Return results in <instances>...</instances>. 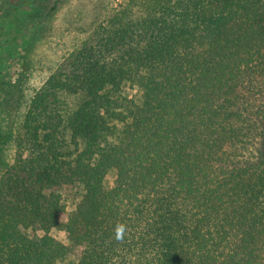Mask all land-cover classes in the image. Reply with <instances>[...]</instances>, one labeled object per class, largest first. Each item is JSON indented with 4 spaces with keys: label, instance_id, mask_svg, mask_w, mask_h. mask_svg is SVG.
<instances>
[{
    "label": "trees",
    "instance_id": "1",
    "mask_svg": "<svg viewBox=\"0 0 264 264\" xmlns=\"http://www.w3.org/2000/svg\"><path fill=\"white\" fill-rule=\"evenodd\" d=\"M20 9L0 10V264H264V0H126L36 90L3 74L45 15Z\"/></svg>",
    "mask_w": 264,
    "mask_h": 264
},
{
    "label": "rangeland",
    "instance_id": "2",
    "mask_svg": "<svg viewBox=\"0 0 264 264\" xmlns=\"http://www.w3.org/2000/svg\"><path fill=\"white\" fill-rule=\"evenodd\" d=\"M124 1L126 0H1L0 10L20 5L22 18L30 6H38L45 12L41 16L42 20L36 24L35 11V14L27 13V24L21 27L18 42H29L17 50L15 58H11L5 65L3 73L9 86L16 88L25 85V88L33 90L40 88L92 28L118 10ZM114 181L110 175L107 183L112 187ZM62 194L66 203H74L77 199L72 188H64ZM70 209L71 207L68 211ZM53 235L61 241H67L62 232H53Z\"/></svg>",
    "mask_w": 264,
    "mask_h": 264
}]
</instances>
